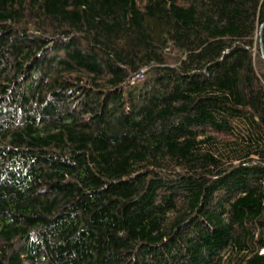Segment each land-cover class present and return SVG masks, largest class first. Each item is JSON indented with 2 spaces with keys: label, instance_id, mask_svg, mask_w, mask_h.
Returning a JSON list of instances; mask_svg holds the SVG:
<instances>
[{
  "label": "trees",
  "instance_id": "1",
  "mask_svg": "<svg viewBox=\"0 0 264 264\" xmlns=\"http://www.w3.org/2000/svg\"><path fill=\"white\" fill-rule=\"evenodd\" d=\"M0 264H264V0H0Z\"/></svg>",
  "mask_w": 264,
  "mask_h": 264
}]
</instances>
